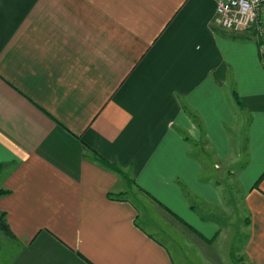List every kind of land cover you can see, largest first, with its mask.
<instances>
[{"label": "crops", "instance_id": "0c3cea01", "mask_svg": "<svg viewBox=\"0 0 264 264\" xmlns=\"http://www.w3.org/2000/svg\"><path fill=\"white\" fill-rule=\"evenodd\" d=\"M259 21L258 46L252 28L217 24L215 0H0V212L13 235L0 264H176L116 195L125 189L203 261L224 264L219 221L200 208L225 199L201 176L200 146L239 159L224 127L233 92L250 117L242 254L264 264V176L253 188L264 174V4Z\"/></svg>", "mask_w": 264, "mask_h": 264}, {"label": "rangeland", "instance_id": "374dc122", "mask_svg": "<svg viewBox=\"0 0 264 264\" xmlns=\"http://www.w3.org/2000/svg\"><path fill=\"white\" fill-rule=\"evenodd\" d=\"M247 30L249 29L231 32L240 33ZM249 33L250 36H253L254 40L256 39V42L260 41V36L255 34V32L251 30ZM232 97L234 101V115L232 122L226 124L224 127L228 143L231 144L232 148L238 144L239 159L229 164L225 160L217 159L212 148L208 149L207 147H202V145L200 146L201 155L204 156L201 159L203 164V173L201 176L205 181H210L219 187L226 205L220 210L211 209V206H207V208L204 205L200 210L203 212L205 210L207 212L210 211L209 214L215 216V219L220 223L217 224L221 229V234L219 237L214 238L213 242H215L214 247L220 251V255L224 258V264H245L242 245L247 232L245 227L248 226L247 222L249 217L244 212V198L237 179V172L247 163L246 148L250 117L249 113L244 110L241 102L239 100L237 101L238 98L235 92H233ZM2 191L0 190V192ZM124 191L116 195L124 196V194H128V199L137 207L141 226L159 237L161 242L172 252V257L176 264H207L197 251L170 224L156 213L155 208L152 207L149 200L146 201L137 191L133 193L126 191V189ZM189 198H191L190 195ZM4 236L3 232L0 231V255L4 254L2 249L7 247L3 238ZM1 260H4V257L1 256Z\"/></svg>", "mask_w": 264, "mask_h": 264}, {"label": "built area", "instance_id": "2783aa9c", "mask_svg": "<svg viewBox=\"0 0 264 264\" xmlns=\"http://www.w3.org/2000/svg\"><path fill=\"white\" fill-rule=\"evenodd\" d=\"M263 4L264 0H215L217 24L230 32L252 28L262 36L259 18Z\"/></svg>", "mask_w": 264, "mask_h": 264}, {"label": "trees", "instance_id": "16d2710c", "mask_svg": "<svg viewBox=\"0 0 264 264\" xmlns=\"http://www.w3.org/2000/svg\"><path fill=\"white\" fill-rule=\"evenodd\" d=\"M257 43H258V46L261 44L260 41ZM262 61L264 62V57H262ZM263 67H264V65H263ZM91 156L95 160V162H97L103 168L115 173L117 176H119L121 179H123L127 183H131V184L133 183V180L131 179L129 172L124 171L122 168H120L116 164L109 163L108 161L104 160L99 155H97L95 152H91ZM263 176H264V174L255 182V184L253 186L254 189H258L259 182L261 181ZM4 193L5 192L2 191V192H0V195H2ZM247 225H249V220L247 222ZM0 231L3 232V234L6 237L13 239V235H12L10 228L6 222L5 214L3 212H0Z\"/></svg>", "mask_w": 264, "mask_h": 264}]
</instances>
